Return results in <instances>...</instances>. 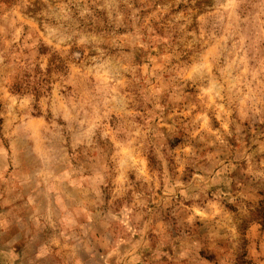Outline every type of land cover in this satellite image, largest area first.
<instances>
[{
    "label": "rangeland",
    "instance_id": "374dc122",
    "mask_svg": "<svg viewBox=\"0 0 264 264\" xmlns=\"http://www.w3.org/2000/svg\"><path fill=\"white\" fill-rule=\"evenodd\" d=\"M0 264H264V0H0Z\"/></svg>",
    "mask_w": 264,
    "mask_h": 264
}]
</instances>
